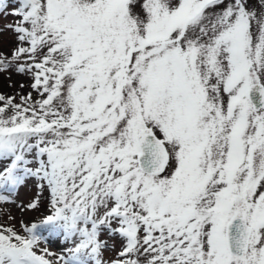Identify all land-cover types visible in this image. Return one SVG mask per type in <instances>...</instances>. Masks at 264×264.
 <instances>
[{
  "label": "snow or ice",
  "instance_id": "1",
  "mask_svg": "<svg viewBox=\"0 0 264 264\" xmlns=\"http://www.w3.org/2000/svg\"><path fill=\"white\" fill-rule=\"evenodd\" d=\"M0 15L17 18L0 71L40 97L0 95V202L34 179L50 208L26 235L0 226V264H264V0ZM41 229L67 247L37 254Z\"/></svg>",
  "mask_w": 264,
  "mask_h": 264
},
{
  "label": "rangeland",
  "instance_id": "2",
  "mask_svg": "<svg viewBox=\"0 0 264 264\" xmlns=\"http://www.w3.org/2000/svg\"><path fill=\"white\" fill-rule=\"evenodd\" d=\"M15 3V0H11ZM16 17L11 15L5 18L0 15V29L4 25L12 23ZM17 46L15 35L10 30L0 31V51L10 54L11 50ZM32 78L30 74L20 73L12 68L6 71H0V95L13 98L14 102L20 103L21 96H27L31 93L33 100L39 99L38 93L31 88ZM36 181L29 179L26 184L18 189L12 195L9 202H0V226L4 228H14L18 233L26 235L24 228L32 223H39L43 217L50 212L48 207V193L41 192L36 187ZM39 199V206L36 209H30L27 205L34 200ZM44 239L39 241L36 249L37 254H41V249L47 248L49 252L59 254L63 248L67 247L62 240L54 233L41 229L40 233ZM102 239L108 240L109 244H114L117 250L120 247V240L109 238L107 235ZM115 255L113 251L104 253L105 259ZM52 259L53 257H49Z\"/></svg>",
  "mask_w": 264,
  "mask_h": 264
}]
</instances>
